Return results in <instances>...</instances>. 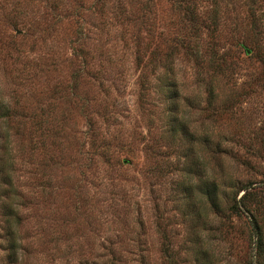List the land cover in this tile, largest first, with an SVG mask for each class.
<instances>
[{"label": "rangeland", "instance_id": "rangeland-1", "mask_svg": "<svg viewBox=\"0 0 264 264\" xmlns=\"http://www.w3.org/2000/svg\"><path fill=\"white\" fill-rule=\"evenodd\" d=\"M173 1L0 0V110L13 112L0 131L19 153L28 264H255L264 0H191L197 58L175 46L185 30ZM171 50L175 106L157 83ZM190 132L220 142L217 153L193 142L200 169L224 205L229 178L246 187L250 215H213L184 188L199 179Z\"/></svg>", "mask_w": 264, "mask_h": 264}, {"label": "trees", "instance_id": "trees-1", "mask_svg": "<svg viewBox=\"0 0 264 264\" xmlns=\"http://www.w3.org/2000/svg\"><path fill=\"white\" fill-rule=\"evenodd\" d=\"M175 8L181 14L184 21L185 34L182 35L176 41V47L190 48L191 55L194 58L200 56V51L196 43V38L199 36V22L198 16L194 9V2L191 0H174ZM192 44V45H191ZM173 50L167 54L166 62L164 63V71L158 77V89L165 97V101L170 103V106H175L176 100L179 98V91L176 86V80L174 76L173 67ZM249 51H245V54ZM12 111L7 107H3L0 110V124L3 123L7 128L10 126V118L12 116ZM180 130L185 128V124H180ZM5 128V129H6ZM5 129H1V141H0V234L1 243L3 246V255L5 264H21L26 259L23 258V245L21 243V235L18 232V225L21 224L23 214L21 210L27 206L24 192L22 191L21 185L18 184V179L16 177L17 171H19L20 166L18 165V155L17 150L12 146L11 134H9ZM172 131H176V125H172ZM20 134L19 132L16 133ZM191 149L193 158L192 165L193 168L188 170V173L196 174L199 179L197 183L192 185H184V188L189 189L190 193L192 191L201 194L207 201L210 213L218 216L238 215L244 212H248L250 215V209L245 205L241 198L247 191L246 187L236 188L232 182V179L227 180L228 189L226 191L225 198L228 199V205H224L220 193V185L215 177V173L209 175H203L204 171L200 168L206 167V164L199 159V156L195 153L193 149V142H204L210 149L213 147V151H221L220 142L213 141L209 136H199L194 135L190 132ZM20 138L19 135L17 136ZM193 149V150H192ZM216 151V153H217ZM189 158V154L187 155ZM215 172V171H214ZM240 190H245L243 195L238 199L237 195ZM252 234L251 238L254 239L256 247V257L257 260L255 264H264V243L262 240V234L257 225L256 219L251 222ZM25 251V250H24ZM24 259V260H23ZM207 259L203 263H207ZM25 264H28L27 262ZM92 264H99L93 262ZM111 264H115L111 262Z\"/></svg>", "mask_w": 264, "mask_h": 264}]
</instances>
